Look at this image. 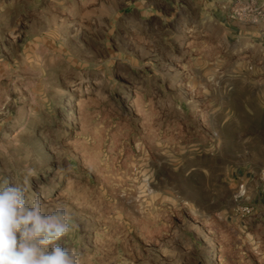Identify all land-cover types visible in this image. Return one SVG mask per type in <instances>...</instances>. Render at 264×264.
<instances>
[{
	"label": "rangeland",
	"instance_id": "374dc122",
	"mask_svg": "<svg viewBox=\"0 0 264 264\" xmlns=\"http://www.w3.org/2000/svg\"><path fill=\"white\" fill-rule=\"evenodd\" d=\"M224 1L0 0V180L82 264H264V14Z\"/></svg>",
	"mask_w": 264,
	"mask_h": 264
},
{
	"label": "clouds",
	"instance_id": "9594fccd",
	"mask_svg": "<svg viewBox=\"0 0 264 264\" xmlns=\"http://www.w3.org/2000/svg\"><path fill=\"white\" fill-rule=\"evenodd\" d=\"M74 227L64 207L45 208L28 180H0V264H82V253L61 243Z\"/></svg>",
	"mask_w": 264,
	"mask_h": 264
},
{
	"label": "built area",
	"instance_id": "2783aa9c",
	"mask_svg": "<svg viewBox=\"0 0 264 264\" xmlns=\"http://www.w3.org/2000/svg\"><path fill=\"white\" fill-rule=\"evenodd\" d=\"M221 1V0H219ZM262 2H259V5L248 7L244 3V0H225L224 2H227L229 4H233L232 8L227 11V15L231 18H238L241 19L246 15L250 16V12L254 11L256 14H264V0H261ZM264 190V189H263ZM243 211L248 212L249 209L247 207H243Z\"/></svg>",
	"mask_w": 264,
	"mask_h": 264
},
{
	"label": "crops",
	"instance_id": "0c3cea01",
	"mask_svg": "<svg viewBox=\"0 0 264 264\" xmlns=\"http://www.w3.org/2000/svg\"><path fill=\"white\" fill-rule=\"evenodd\" d=\"M217 1V0H216ZM245 1V0H244ZM257 1V0H256ZM255 1V2H256ZM262 2V1H261ZM215 16H216V18H222V20H228V19H230V17L227 15V12L225 11V10H221V9H218L217 11H215L214 13H213ZM239 28V30H238V32L239 33H241L243 30H242V28L241 27H238ZM259 34L260 35H264V28H261L260 30H259Z\"/></svg>",
	"mask_w": 264,
	"mask_h": 264
}]
</instances>
